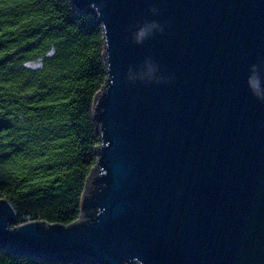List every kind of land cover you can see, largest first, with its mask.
<instances>
[{
	"label": "water",
	"instance_id": "95a60500",
	"mask_svg": "<svg viewBox=\"0 0 264 264\" xmlns=\"http://www.w3.org/2000/svg\"><path fill=\"white\" fill-rule=\"evenodd\" d=\"M72 4L103 33L90 192L69 226L17 224L1 198L0 248L78 263L264 264V101L253 93L255 80L264 95V0ZM146 21L163 32L137 44Z\"/></svg>",
	"mask_w": 264,
	"mask_h": 264
},
{
	"label": "trees",
	"instance_id": "16d2710c",
	"mask_svg": "<svg viewBox=\"0 0 264 264\" xmlns=\"http://www.w3.org/2000/svg\"><path fill=\"white\" fill-rule=\"evenodd\" d=\"M103 51L91 8L79 11L72 0H0V199L11 202L17 224L69 226L80 217L101 145L93 106L105 85ZM0 264L97 263L0 248Z\"/></svg>",
	"mask_w": 264,
	"mask_h": 264
},
{
	"label": "clouds",
	"instance_id": "9594fccd",
	"mask_svg": "<svg viewBox=\"0 0 264 264\" xmlns=\"http://www.w3.org/2000/svg\"><path fill=\"white\" fill-rule=\"evenodd\" d=\"M151 12L156 13L158 10L156 8H151ZM152 29H156V31H152ZM154 32H163V26L156 21H146L141 26L137 28V30L133 34L134 42L137 44L143 43L149 36H151ZM54 54V50L49 52V55ZM253 68H258V66L253 65ZM151 82V81H149ZM157 83H161L164 81L156 80ZM253 93L255 97L261 101H264V95H261L258 88V82L254 80L253 82Z\"/></svg>",
	"mask_w": 264,
	"mask_h": 264
}]
</instances>
